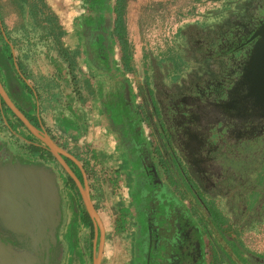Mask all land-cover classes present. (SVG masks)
<instances>
[{
  "label": "rangeland",
  "instance_id": "1",
  "mask_svg": "<svg viewBox=\"0 0 264 264\" xmlns=\"http://www.w3.org/2000/svg\"><path fill=\"white\" fill-rule=\"evenodd\" d=\"M43 4L33 15L26 4L17 11L9 0H0V50L5 35L15 42L13 58L39 96L37 103L69 107L87 125L100 121L106 128L102 105L117 89L112 78L87 63L80 27L88 14L86 0H44ZM263 11L264 0H124L121 27L132 75L123 72L118 60L119 71L112 70L117 82L128 85L129 106L145 150L158 149L166 157L161 134H167L211 228L236 244L245 258L260 262H264V219L247 216L246 196L250 186H264V140L234 139L227 126L212 123V113H201V94L208 92L203 83L214 65L204 66L200 54L205 43L232 21L246 20L256 28ZM254 35L257 44L243 77L253 75L258 98L264 94V28ZM53 64L59 65V74ZM93 132L90 144L99 139ZM103 139L102 146L110 150L114 142L124 143L119 131ZM122 147L128 161L131 147ZM91 184L99 220L111 239L119 240L111 229L116 210L130 201L124 203L127 191L107 183Z\"/></svg>",
  "mask_w": 264,
  "mask_h": 264
},
{
  "label": "flooded vegetation",
  "instance_id": "2",
  "mask_svg": "<svg viewBox=\"0 0 264 264\" xmlns=\"http://www.w3.org/2000/svg\"><path fill=\"white\" fill-rule=\"evenodd\" d=\"M88 15L94 20L86 24ZM87 16L80 25L87 63L98 74L112 78L114 88L117 89L115 93L122 95L123 82H117L116 74L112 73V70L119 71V68L117 50L111 38V27L108 25L107 30L100 27L104 15L100 23L95 22V15L88 13ZM256 24L253 29L254 23L250 24L246 20L230 22L216 37L205 43V49L200 54L204 66L214 65L213 69L208 70V76L203 83L208 92L203 91L201 94V113H212V123H219V128L227 126L232 138H246L251 141L264 140V94L257 98L252 85L253 75L245 79L243 74L254 55L252 51L257 44L254 34L264 28V11ZM101 32L105 35L101 36ZM15 72L17 76H9L0 70V84L8 99L31 124L28 109L19 99L28 95L22 85L33 89L26 83L22 69L19 71L16 68ZM32 96L37 107L38 96L34 90ZM108 99L103 103L105 107ZM36 112L38 126L34 127L42 129L56 146L62 144L41 127L38 110ZM10 113L12 114L0 98V181L4 176L3 170L16 163L35 166L52 174L59 195V219L57 223L55 220L50 221L45 228L23 231L13 229L8 220L6 191L0 187V244L3 247L10 246L17 252L27 253L32 264H94L97 258L98 264H264L262 261L245 258L239 253L236 244L228 240L217 228H211V222L195 196L196 191L187 196L185 191L175 187L155 163L154 156L150 162L142 150H137L142 157L137 158L134 155L135 147L131 146L132 141L145 143V139L136 127L131 109V118L124 122L120 133L121 138L125 140V146L131 147L128 161L135 178V191L134 201L131 200L128 206L124 205L123 210L118 212L113 220L111 232L115 237H119V240L111 239L105 224H101L100 220L102 231L95 225L73 180L39 140L23 125L18 126ZM128 128H132L130 137H127ZM44 150L52 158L46 155ZM67 153L71 154L68 151ZM71 156L75 159L78 157ZM62 159L82 188L86 186V180L88 181L86 187L89 200L98 216L87 168L82 162L80 169L71 160L65 157ZM65 175L72 180L73 187ZM246 206L247 216L256 220L264 219L262 183L250 186ZM82 212L89 222L85 221ZM122 222L124 223L119 225ZM29 235L46 237V245L40 239V242L31 248L24 242L18 243L15 240L16 236Z\"/></svg>",
  "mask_w": 264,
  "mask_h": 264
},
{
  "label": "water",
  "instance_id": "3",
  "mask_svg": "<svg viewBox=\"0 0 264 264\" xmlns=\"http://www.w3.org/2000/svg\"><path fill=\"white\" fill-rule=\"evenodd\" d=\"M108 25H110V17L109 14L106 13L104 14V22L101 27L107 30L109 28ZM102 35L104 36L105 34ZM123 93L124 99L129 105L130 97L127 83H123ZM0 98L9 108L12 114L22 123L26 130L44 145L43 147L47 149V151L55 158L67 175L73 180L81 194L89 217L102 231L98 216L90 203L87 187H81L78 179L74 176L62 157L71 160L77 167L81 169L79 162L73 156L56 146V144L42 129L38 130L33 125H31L8 99L2 89L1 84ZM161 140L164 147L168 150L166 157L158 149L153 150V152L156 153L151 154L152 152L150 153L149 151L145 150V148H143L145 143H139L138 141H132L133 144L131 146L135 147L134 155L137 158L142 157L141 154L136 155L137 150H142V153H146V159L150 162L153 161L152 158L154 156L155 163H157L158 167L162 169L166 179L173 183L178 189L180 188L185 191L186 195L189 196L190 192L193 193L195 191V188L193 187L191 180L183 171L180 160L172 149L168 135L162 132ZM2 185L6 190V207L11 212V215L8 216V219L10 220V226L13 229L19 231H23L24 229H40L48 227L47 223L49 225L50 221L52 220H55V223H57L59 219V195L55 185L54 176L52 174H49L44 169L36 168L35 166L20 165L17 163L15 165H11V167L7 169L3 177ZM197 200L199 203H201L199 197ZM40 239L41 241L43 240L44 245H46V237L39 238L37 236L31 235L26 237H15V240L18 243L24 242L25 245H28L31 248L35 247L40 242ZM51 239L53 241L52 236ZM0 253V264H25V260H30V257H25L23 255L25 254L24 252H17L10 246L3 247L2 244H0ZM6 254L13 257H3ZM22 259L25 260L22 261ZM28 262L30 263V261ZM30 264H32V262ZM94 264H98V258L94 260Z\"/></svg>",
  "mask_w": 264,
  "mask_h": 264
},
{
  "label": "crops",
  "instance_id": "4",
  "mask_svg": "<svg viewBox=\"0 0 264 264\" xmlns=\"http://www.w3.org/2000/svg\"><path fill=\"white\" fill-rule=\"evenodd\" d=\"M50 60L51 57L49 58V61ZM58 67L59 65L53 64V68L55 69L56 74H59ZM37 99L40 100L39 96ZM37 110L41 127L53 137H55L54 134H56L59 139L61 138V143L66 144V151L71 153L70 155H76L79 159L85 160L88 163L87 170L90 174L89 180L91 183L95 184L96 186L107 183L114 189H117V187H124L127 191V198L124 199V203H127L128 200L134 201L135 183L134 176L132 174V167L130 162L127 161V159H124V156L126 158V155H124V150L122 147L126 144L123 143L122 145H118V143L114 142V145H112L113 149L111 150L107 147L104 148V146H102V140H104L103 138L106 137V135H109V133L116 135L118 134V131L122 132V128L124 125L123 123L113 125L111 122H109V118H107L108 116H106V119L104 118L106 122L105 124L107 126L106 128L104 125L100 124V121H97L95 124L91 123L90 125H87L84 122L85 118L82 116H77L76 112L71 111L69 107H57L53 104L51 106H46L37 103ZM102 112L106 115V110ZM63 119L71 120L74 123L71 129L64 131V128L61 125V120ZM52 129L55 130V133L52 131ZM91 132L96 133L95 136H99V139L97 141H94L93 144H90L89 142V138L91 137L92 139V136L90 135ZM99 141L101 142V145L98 143ZM82 142L84 143L83 146H81ZM69 145L78 148V150L74 152V148L66 147ZM104 149H106V151ZM113 151L114 153H112ZM6 171L7 169L3 170L4 175ZM94 172L98 177L94 175ZM112 172H114V176H111ZM121 174L123 175L122 177L120 176ZM3 177L0 181V187L5 190V187L2 185ZM130 201L126 204V206L130 205ZM123 206L124 204L119 207L118 210H116L115 214H117L118 212L120 213L121 210H123ZM9 215H11L10 211Z\"/></svg>",
  "mask_w": 264,
  "mask_h": 264
},
{
  "label": "trees",
  "instance_id": "5",
  "mask_svg": "<svg viewBox=\"0 0 264 264\" xmlns=\"http://www.w3.org/2000/svg\"><path fill=\"white\" fill-rule=\"evenodd\" d=\"M9 3L13 6L14 10H17V11L21 9V4H26L27 8L31 11V13L35 15L39 11V7L44 5L43 4L44 0H31V1L30 0H9ZM86 10L90 15L91 14L95 15L96 23H100L103 20L102 16L104 15V13L109 14V17H110L109 26L111 27V35L115 41L114 46L117 49L116 53L118 56V60L120 61V64L122 66L124 73L128 76L132 75V70L129 64L128 49H127L126 42L124 41L123 36H122V27H121V25H123L122 15H123V10H124V0H114L113 3H110V1L108 0H86ZM93 20H94L93 17L88 15L86 18V24L90 23ZM51 21L55 22L54 19H52ZM101 34H103V32H101ZM11 46L16 47L15 42L11 40L7 35H5V38L2 40V47L0 50V70L4 71L9 76L13 74L14 76H17L15 69L17 68L20 71L22 67L18 59L14 60ZM69 63L71 64V62ZM22 86H23L22 89L28 95L21 96L19 100L21 104L28 109L29 120L31 124L37 127L38 126V118H37V112H36L37 107L35 104L36 100L34 101L33 96H32L33 90H31L25 85H22ZM108 98H109L108 99L109 101L106 104V107L105 105H102V108L106 110V116H108L107 118H109V122H111L113 125L122 124V123L124 124V122H127V120L131 118V116H130V107L124 99V93L122 95H117L115 92H113L110 96H108ZM113 100L117 102H113ZM10 115L13 117V119L18 124V126L23 127L22 124L16 118H14V116L11 113ZM73 124L74 123L71 120H68V119L61 120V125L64 128V131L71 129ZM131 132H132V128H128L127 137H130L129 135ZM65 145L66 144H59L58 146L62 149H66ZM44 153L48 155L50 158H52L46 150H44ZM76 159L82 162L85 168L88 167L87 166L88 163L85 160H81L78 157H76ZM88 175L90 178L89 173ZM94 175L97 176L95 172H94ZM65 177L67 181L73 187L74 185H73L72 180L66 175ZM195 196L198 198L197 194H195ZM83 218L85 219L86 222H89L84 213H83Z\"/></svg>",
  "mask_w": 264,
  "mask_h": 264
}]
</instances>
